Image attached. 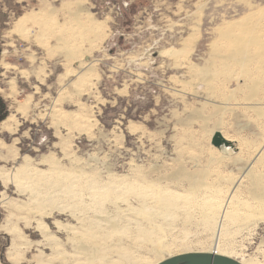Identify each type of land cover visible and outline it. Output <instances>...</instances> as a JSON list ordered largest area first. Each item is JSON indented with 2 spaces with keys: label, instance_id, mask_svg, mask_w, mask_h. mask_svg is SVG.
<instances>
[{
  "label": "rangeland",
  "instance_id": "obj_1",
  "mask_svg": "<svg viewBox=\"0 0 264 264\" xmlns=\"http://www.w3.org/2000/svg\"><path fill=\"white\" fill-rule=\"evenodd\" d=\"M0 44V264H264V0H0Z\"/></svg>",
  "mask_w": 264,
  "mask_h": 264
},
{
  "label": "water",
  "instance_id": "obj_2",
  "mask_svg": "<svg viewBox=\"0 0 264 264\" xmlns=\"http://www.w3.org/2000/svg\"><path fill=\"white\" fill-rule=\"evenodd\" d=\"M212 145L218 148L232 146L220 133H216L212 139ZM159 264H242L238 260L225 255L209 252H194L168 258Z\"/></svg>",
  "mask_w": 264,
  "mask_h": 264
},
{
  "label": "bare ground",
  "instance_id": "obj_3",
  "mask_svg": "<svg viewBox=\"0 0 264 264\" xmlns=\"http://www.w3.org/2000/svg\"><path fill=\"white\" fill-rule=\"evenodd\" d=\"M43 8V7H42ZM25 17V16H24ZM23 17V19L25 20L26 19V17L24 18ZM85 20H86V17H85ZM53 21V20H52ZM22 22V21H21ZM23 25V24H22ZM25 26V25H24ZM190 43V42H189ZM172 53V52H171ZM89 65V64H88ZM218 132V131H217ZM225 139L227 140V141H229V142H231L232 143V140H230L229 138H227V137H225ZM235 146V145H234ZM222 150H224V151H228V150H231V148H229V147H225V146H223L222 148H221ZM230 152V151H229ZM224 154H226V153H224ZM228 154V153H227ZM206 193V192H205ZM233 197V196H232ZM204 198V197H203ZM208 198H209V196H208ZM230 200V199H229ZM231 200H232V198H231ZM237 203H239V200L237 201ZM236 204V203H235ZM262 204H263V201H262ZM234 205V204H233ZM238 205V204H237ZM264 205V204H263ZM262 208H263V206H262ZM236 211V210H235ZM223 212H225L224 214H225V217L227 218V217H231V215H230V211H229V209L227 208V210L226 211H224L223 210ZM232 213V212H231ZM239 214H240V212H239ZM209 252V251H208ZM187 253H190V252H186V253H182V254H178V255H183V254H187ZM192 253H194V252H192ZM209 253H213V254H219V255H225V256H227V257H230V258H233L232 257V255L231 254H226V253H224V252H219V251H216V250H214V251H212V252H209ZM178 255H172V256H170L169 258H172V257H175V256H178ZM168 259V258H167ZM233 259H235V260H238V259H236V258H233ZM164 260H166V259H160V260H158L156 263H154V264H159L160 262H162V261H164ZM240 263H242V264H246L244 261H242V260H238Z\"/></svg>",
  "mask_w": 264,
  "mask_h": 264
},
{
  "label": "trees",
  "instance_id": "obj_4",
  "mask_svg": "<svg viewBox=\"0 0 264 264\" xmlns=\"http://www.w3.org/2000/svg\"><path fill=\"white\" fill-rule=\"evenodd\" d=\"M2 55V45L0 44V60ZM1 73V68H0ZM9 115L8 103L0 96V124L4 121Z\"/></svg>",
  "mask_w": 264,
  "mask_h": 264
}]
</instances>
